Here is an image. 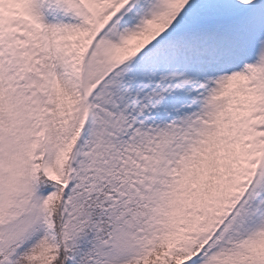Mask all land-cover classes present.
Masks as SVG:
<instances>
[{
  "label": "snow or ice",
  "instance_id": "snow-or-ice-1",
  "mask_svg": "<svg viewBox=\"0 0 264 264\" xmlns=\"http://www.w3.org/2000/svg\"><path fill=\"white\" fill-rule=\"evenodd\" d=\"M0 264H264V0H0Z\"/></svg>",
  "mask_w": 264,
  "mask_h": 264
}]
</instances>
